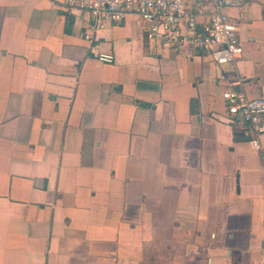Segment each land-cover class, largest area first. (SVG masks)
I'll list each match as a JSON object with an SVG mask.
<instances>
[{"label":"crops","instance_id":"obj_1","mask_svg":"<svg viewBox=\"0 0 264 264\" xmlns=\"http://www.w3.org/2000/svg\"><path fill=\"white\" fill-rule=\"evenodd\" d=\"M225 11L243 50L220 65L135 13L0 0V264H263L264 135L222 92L264 96V0Z\"/></svg>","mask_w":264,"mask_h":264},{"label":"built area","instance_id":"obj_2","mask_svg":"<svg viewBox=\"0 0 264 264\" xmlns=\"http://www.w3.org/2000/svg\"><path fill=\"white\" fill-rule=\"evenodd\" d=\"M63 7L89 12L96 20L120 22L126 13H135L144 23L145 36L162 45L179 49L187 44L207 50L213 61L234 64L242 53L236 22L225 11L239 6L240 0H53ZM202 17L199 19L198 17ZM89 40L92 34L85 33ZM97 59L112 62L110 52H97ZM239 75H234L222 92L231 123L248 139L252 148L261 150L264 135V96L248 97Z\"/></svg>","mask_w":264,"mask_h":264},{"label":"water","instance_id":"obj_3","mask_svg":"<svg viewBox=\"0 0 264 264\" xmlns=\"http://www.w3.org/2000/svg\"><path fill=\"white\" fill-rule=\"evenodd\" d=\"M263 264H264V262H263Z\"/></svg>","mask_w":264,"mask_h":264}]
</instances>
